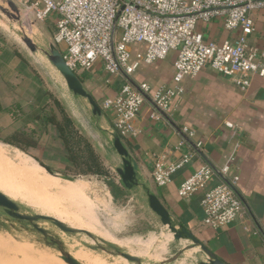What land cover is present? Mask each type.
Instances as JSON below:
<instances>
[{
	"label": "crops",
	"instance_id": "obj_1",
	"mask_svg": "<svg viewBox=\"0 0 264 264\" xmlns=\"http://www.w3.org/2000/svg\"><path fill=\"white\" fill-rule=\"evenodd\" d=\"M253 18L255 33L251 43L260 47L264 43V9L253 13ZM199 29L207 40L217 43L236 37V34L225 30L220 19L201 24ZM38 33L40 34L39 30ZM37 45L43 50L39 43ZM24 59L26 58L22 52L8 46L0 35V130H10L15 121L18 126L19 122H24L21 126L23 130L27 131L29 125L37 132L39 147L31 149V155L47 167H50L47 164H51L47 163V160L68 164L64 156L60 157L58 154L63 142L56 137L55 127L49 126L46 131L38 122L33 121L34 116L39 113L45 94L42 93V82ZM175 59L176 55L171 54L164 61L150 66L143 65L131 79L138 87L143 83L149 84L152 95L162 88H175ZM78 76L102 109V116L95 117L88 101L75 96L66 83L60 80L56 85L57 99L75 123L76 129L92 144L109 173L105 178L112 181L108 187L110 195L120 204L130 206L133 211L139 213L136 221H147L171 234L144 205V189H148L169 211L177 227L188 230L225 264H264V79L253 76L251 86L246 91L239 89L231 78L214 72L210 67L205 68L195 78L185 79L180 85L181 92L166 112L180 132L161 114L154 112L149 104L144 105L134 120L135 133L129 137L120 136L132 160L138 165L139 186L128 190L116 172L120 167L121 158L113 148L111 128L114 114L104 108L107 100L118 97L121 87L128 80L124 78L113 83L108 82V75L102 63ZM229 123L233 125L232 128L227 126ZM189 133H193V136L189 137ZM183 142L188 146H181ZM198 143H202L198 150L217 169L231 165L228 179L239 177L235 187L250 210L249 213L246 209L247 214L237 222L217 230L204 224L205 214L201 206L204 192L189 198L180 197L178 193L181 184L207 164L196 151ZM0 146L3 144L0 143ZM34 152H39L41 156L37 157ZM187 153L193 154L191 162L174 174L169 184L159 186L153 179L155 168L158 165L179 164ZM15 161L19 164L18 168L22 174L26 171L31 173L28 177L30 184L42 183L44 180L43 183L47 185L51 176L43 168L18 157ZM216 183L215 180L210 187ZM58 190L62 191L60 195L71 194L74 199H83L82 190L74 194L71 193V188L59 187ZM72 214L80 216L77 212ZM85 216L91 219H88L90 224L97 223L94 211L87 210ZM252 217L257 220L262 231L258 229ZM103 231V236L117 239ZM185 238L179 242H187L188 246H191L192 242ZM166 244L167 240H163L158 248H163ZM195 250L199 251L198 248Z\"/></svg>",
	"mask_w": 264,
	"mask_h": 264
},
{
	"label": "built area",
	"instance_id": "obj_2",
	"mask_svg": "<svg viewBox=\"0 0 264 264\" xmlns=\"http://www.w3.org/2000/svg\"><path fill=\"white\" fill-rule=\"evenodd\" d=\"M13 1L36 22L56 19L54 44L62 50L68 67L77 75L102 63L108 82L113 83L125 78L122 72L131 77L143 65L150 66L171 54L176 55L175 88H162L152 95L149 84L139 85V91L126 81L118 97L105 102L104 108L114 114L113 129L122 137L135 133L134 120L144 105L149 104L157 113L156 107L168 112L181 92L182 82L197 77L207 67L231 78L242 91L250 88L253 76L264 79V43L260 47L251 43L255 33L253 13L264 9V0ZM118 14L112 48V32ZM215 19L222 20L225 30L236 37L223 43L207 40L199 25ZM144 95L149 96L152 103ZM227 126L233 127L231 123ZM188 135L191 137L193 133ZM185 145L188 146L183 142L181 146ZM201 147L202 143L196 145L197 149ZM192 158L193 154L187 153L179 164L158 165L153 172L154 181L166 186ZM220 172L228 178L231 165H225ZM215 180L216 185L210 187ZM228 180L235 186L239 177ZM199 192H204L201 202L204 224L215 230L247 214L234 190L208 164L184 181L178 191L183 198Z\"/></svg>",
	"mask_w": 264,
	"mask_h": 264
},
{
	"label": "rangeland",
	"instance_id": "obj_3",
	"mask_svg": "<svg viewBox=\"0 0 264 264\" xmlns=\"http://www.w3.org/2000/svg\"><path fill=\"white\" fill-rule=\"evenodd\" d=\"M5 11L11 12L9 7L0 0V15L4 18L3 20L0 19V35H2L8 46L20 50L25 56V62L42 82V93L46 95L43 100H46L49 104L48 111H52L58 119L62 120L63 115L55 100L58 101L57 81L65 82L63 77L53 67L43 51L31 53L20 42L22 35L27 34L32 37L35 43H39L44 50L49 51L52 44L55 45L56 19L51 17L43 24L34 21L30 13L24 10L21 16L22 20L16 21L10 18ZM257 11L259 10L254 11V13ZM57 48L61 51L59 47ZM60 106L64 109L61 103ZM22 123L24 122L18 123L20 127ZM15 126L16 124L8 131L1 129L0 135L4 137L12 135L15 132ZM0 143L3 144V146H0V191L7 193L6 195L19 205L21 213L63 217L71 226L84 228L100 237H103L102 232L105 230L117 239L106 235L105 238L123 244L124 252L143 258L144 264H168L167 261L173 259L184 247L183 242H169L168 239H164L161 227L149 224L147 221H136L135 219L139 216V213L133 211L130 206L127 207L117 202L108 192V187L112 183L108 178L98 175H81L78 172L79 170L72 167V164H58V161L47 160V163H51L47 165L52 170L61 175L72 176L75 181L68 182L50 177L47 185L43 183L44 180L42 183L34 182L33 185L30 184L31 180L28 178L31 173L26 171L22 174L23 172L19 170V164H17L15 158L18 157L27 163L35 164L33 161L35 156L3 142ZM64 153L63 146L58 154L61 157L65 155ZM34 154L37 157L41 156L39 152H34ZM38 161L40 160L38 159ZM59 187L71 188L72 194L82 190L83 199L80 201L74 199L71 194L60 195L62 191L58 190ZM43 188L46 190L44 191ZM87 210L94 211L97 223L93 225L89 223L88 219H91L85 216ZM73 212H77L80 216L73 215ZM0 217L2 221L6 222V217L2 213H0ZM11 224L17 226L18 230H13L12 236L4 231L0 233V264H55L53 256L58 255L56 248L47 246L40 234L25 231L23 227L32 228L28 223L18 224L11 221ZM38 225L46 229L53 238L63 242L69 253L81 261L82 264H100V262L101 264H132L128 261L123 262L119 257L102 250H91L85 243L93 246H102V244L97 245L84 234H66L53 224L44 221H40ZM95 228L98 230H95ZM97 236L95 237L98 238ZM163 240H167L168 244L164 245L163 248H158ZM68 246H71V249ZM187 254V252H184L172 264H197L205 260V257L198 251L192 252L190 255Z\"/></svg>",
	"mask_w": 264,
	"mask_h": 264
},
{
	"label": "water",
	"instance_id": "obj_4",
	"mask_svg": "<svg viewBox=\"0 0 264 264\" xmlns=\"http://www.w3.org/2000/svg\"><path fill=\"white\" fill-rule=\"evenodd\" d=\"M4 4H6L9 9L10 13L5 11L6 14L9 15L10 18L21 21L22 20V12L24 11L22 8L18 6L16 2L13 0H2ZM119 15L117 16V19L115 21L113 32H112V48H114V41H115V33L117 28V21L119 18ZM0 19H4L2 15H0ZM21 41L23 44L30 50L31 53H36L39 51H43L50 61V63L53 65V67L59 72V74L63 77L68 89L77 97H81L88 101L90 108L92 110V113L95 117H101L102 116V109L98 105V103L95 101L93 96L87 91L85 88L82 80L79 78V76L73 72L67 65L63 53L57 48L56 45H53L50 47L49 51L41 50L40 47L33 41V39L27 35H22ZM123 76L137 89L140 91L139 87L132 81L131 77L127 76L124 72H122ZM148 102L152 103V100L149 96L144 95ZM157 111L172 125L176 128L178 132L180 130L175 126L174 122L168 117V115L157 108ZM111 135H112V141H113V148L116 150L117 154L121 158V164L120 167L116 170L117 174L120 176L122 184L125 188L128 190H132L133 188H136L139 186V182L137 179V172H138V165L137 163L132 160L128 150L125 148L122 139L119 134L115 132L113 127L111 128ZM186 138V137H185ZM186 140H188L186 138ZM190 144L193 145V143L188 140ZM5 144V143H4ZM7 145V144H6ZM194 146V145H193ZM195 148V147H194ZM18 149V148H17ZM196 151L202 156V158L207 162V164L215 171V173L225 182L227 183L237 194V196L241 199L246 209L249 211V207L247 206L246 202L243 200L242 196L238 192L237 188L231 184V182L222 175L219 169H217L213 164L205 157V155L198 149ZM33 158V157H32ZM42 168L46 170V172L60 180L68 181V182H74L75 178L68 175H61L56 173L54 170H52L50 167H47L42 162L38 161L37 159L33 158ZM145 191V197L143 199L144 205L149 209L154 216L158 218L160 223L164 228L167 229L171 234H176L178 232L177 240L179 239H185L192 242V246L196 249L198 248V252H200L204 257L205 260L198 262L197 264H225L223 261H221L211 250H209L203 243H201L197 238H195L188 230L177 227L169 213V211L163 206L159 198L152 194L148 189H144ZM0 213H2L6 217V222L1 220L0 217V233L6 232L8 235L12 236L13 230H18L17 226L14 224H11V221H14L18 224H24L28 223L29 226L32 228H25L23 229L30 233H38L43 237V240L45 241V244L49 246L50 248H56L58 253L60 254V259L65 264H82L77 259H75L68 251L67 246L60 242L59 240L53 238L46 229H43L39 227L38 223L40 221L49 222L53 224L55 227H57L60 231L66 234H84L87 237H89L93 242H95L97 245L102 244V246H93L85 243V245L89 246V248L93 251H99L102 250L104 252H107L111 255L117 256L120 259H124L132 264H144L143 258L133 255L130 253H126L123 251L122 246H119L117 244H114L112 242H108L107 240H104L102 238H96L91 232L87 230H81L77 228H73L63 221L52 217L48 215H29V214H23L20 212L19 205L13 201L11 198H9L5 193L0 191ZM252 216V215H251ZM254 222L256 223L258 229L261 230L257 220L252 217ZM9 223V224H7ZM262 231V230H261ZM179 242V241H178ZM190 250L189 246L184 247L181 249L178 254L173 257V259L168 260V264H172L176 262L184 252Z\"/></svg>",
	"mask_w": 264,
	"mask_h": 264
},
{
	"label": "trees",
	"instance_id": "obj_5",
	"mask_svg": "<svg viewBox=\"0 0 264 264\" xmlns=\"http://www.w3.org/2000/svg\"><path fill=\"white\" fill-rule=\"evenodd\" d=\"M49 97L51 98V96ZM45 98L46 95L44 99ZM55 103L59 106L63 115L62 120L58 119L57 115L52 111H48V102L42 100L39 113L34 116L33 121L38 122V125L43 126L42 128H45L46 131L49 126L55 127L57 134L56 137L63 142L66 161L69 164H72V167L75 170H79L78 172L81 175H98L101 177H107L109 173L102 165L92 144L79 132V130L76 129L75 123L60 106V102L55 100ZM15 124V132L7 137L0 135V142L16 147L31 155L30 150L39 147V143L36 139L37 132L29 125L27 126L26 131L18 126L16 121Z\"/></svg>",
	"mask_w": 264,
	"mask_h": 264
},
{
	"label": "bare ground",
	"instance_id": "obj_6",
	"mask_svg": "<svg viewBox=\"0 0 264 264\" xmlns=\"http://www.w3.org/2000/svg\"><path fill=\"white\" fill-rule=\"evenodd\" d=\"M22 42V41H21ZM23 43V42H22ZM33 161H34V163L36 164V165H38L39 167H41L34 159H33ZM42 168V167H41ZM44 169V168H43ZM45 170V169H44ZM45 172H46V170H45ZM47 173V172H46ZM48 174V173H47ZM49 175V174H48ZM51 176V175H50ZM51 177H53V176H51ZM4 193V192H3ZM7 194V193H6ZM55 218H57V219H59V220H61V221H63L64 223H66V224H68V222L67 221H65L62 217H55ZM68 225H70V224H68ZM71 226V225H70ZM71 227H73V228H77V229H81V230H86V229H84V228H78V227H74V226H71ZM87 231H89V230H87ZM90 232V231H89ZM93 235H95V236H97L96 234H94L93 232H91ZM163 237H164V239H168L169 240V242H173V241H175V242H178V241H181V240H183V239H179V240H177V236H178V232L176 233V234H173V235H171V234H169L168 232H163ZM98 238H102V239H104V240H107L108 242H112V241H110L109 239H107V238H105L104 236L103 237H100V236H97ZM112 243H114V244H117V245H119V246H124L123 244H121V243H117V242H112ZM185 244L187 245L186 247L188 248V244H187V242H183V246L185 247ZM189 248H190V250H188V251H186V252H190V251H192V252H196L197 250H195V248L191 245V246H189ZM123 260V262H126V260H124V259H122ZM79 261V260H78ZM53 262L55 263V264H65L61 259H60V254L58 253V255L57 256H53ZM79 262H81V261H79ZM97 263V262H96ZM99 263V262H98ZM100 264H101V262H100Z\"/></svg>",
	"mask_w": 264,
	"mask_h": 264
},
{
	"label": "flooded vegetation",
	"instance_id": "obj_7",
	"mask_svg": "<svg viewBox=\"0 0 264 264\" xmlns=\"http://www.w3.org/2000/svg\"><path fill=\"white\" fill-rule=\"evenodd\" d=\"M69 249H71V246H68ZM187 255H190L192 252H187Z\"/></svg>",
	"mask_w": 264,
	"mask_h": 264
}]
</instances>
